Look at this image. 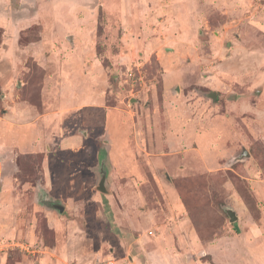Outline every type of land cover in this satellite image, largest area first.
<instances>
[{
	"label": "rangeland",
	"instance_id": "rangeland-1",
	"mask_svg": "<svg viewBox=\"0 0 264 264\" xmlns=\"http://www.w3.org/2000/svg\"><path fill=\"white\" fill-rule=\"evenodd\" d=\"M108 256L264 264V0H0V264Z\"/></svg>",
	"mask_w": 264,
	"mask_h": 264
},
{
	"label": "water",
	"instance_id": "water-1",
	"mask_svg": "<svg viewBox=\"0 0 264 264\" xmlns=\"http://www.w3.org/2000/svg\"><path fill=\"white\" fill-rule=\"evenodd\" d=\"M213 101L216 100L217 94L216 92H210L208 94ZM246 152L244 153V155L246 156ZM100 159V163L96 169L97 175H98V180L96 183V189L99 190L102 193H105L108 191V186H107V179H108V174H109V169H108V151L107 150H103L101 151V154L99 156ZM48 197H44V201L48 202ZM57 209L62 212L64 210L63 206H60L57 204ZM226 213L229 217V221L230 222H234L237 220L238 216L236 214V212L234 211L233 208L231 207H226Z\"/></svg>",
	"mask_w": 264,
	"mask_h": 264
},
{
	"label": "built area",
	"instance_id": "built-area-1",
	"mask_svg": "<svg viewBox=\"0 0 264 264\" xmlns=\"http://www.w3.org/2000/svg\"><path fill=\"white\" fill-rule=\"evenodd\" d=\"M94 264H116V261L113 258L108 256L103 261L100 260Z\"/></svg>",
	"mask_w": 264,
	"mask_h": 264
},
{
	"label": "trees",
	"instance_id": "trees-1",
	"mask_svg": "<svg viewBox=\"0 0 264 264\" xmlns=\"http://www.w3.org/2000/svg\"><path fill=\"white\" fill-rule=\"evenodd\" d=\"M48 207H50V205L47 204ZM190 217H192L191 215H189ZM193 218V217H192Z\"/></svg>",
	"mask_w": 264,
	"mask_h": 264
},
{
	"label": "crops",
	"instance_id": "crops-1",
	"mask_svg": "<svg viewBox=\"0 0 264 264\" xmlns=\"http://www.w3.org/2000/svg\"><path fill=\"white\" fill-rule=\"evenodd\" d=\"M99 163H100V159H99ZM99 165V164H98Z\"/></svg>",
	"mask_w": 264,
	"mask_h": 264
}]
</instances>
